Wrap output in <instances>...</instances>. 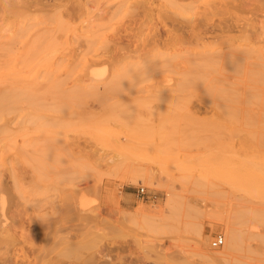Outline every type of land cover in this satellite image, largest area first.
<instances>
[{
  "label": "rangeland",
  "instance_id": "1",
  "mask_svg": "<svg viewBox=\"0 0 264 264\" xmlns=\"http://www.w3.org/2000/svg\"><path fill=\"white\" fill-rule=\"evenodd\" d=\"M2 206L17 261L77 228L264 264V0H0Z\"/></svg>",
  "mask_w": 264,
  "mask_h": 264
},
{
  "label": "bare ground",
  "instance_id": "2",
  "mask_svg": "<svg viewBox=\"0 0 264 264\" xmlns=\"http://www.w3.org/2000/svg\"><path fill=\"white\" fill-rule=\"evenodd\" d=\"M90 69L92 73L95 72L94 67L91 66ZM96 76L98 75H95L94 78H96ZM91 77L93 78V76ZM100 131L97 130V132L101 133ZM97 140H98V136H97ZM75 198H77V196ZM75 203L71 204V206L68 205L69 208L73 210L74 212H78L79 214H80V211L84 212V206L86 205L85 202L81 200L80 202L78 201L77 203V200H76ZM138 214L141 216L142 220L145 223H154L153 217L145 213L143 210L139 209ZM9 219L10 218L8 217L6 213L5 207L2 206L0 210V240L3 241V243L8 242V241H14L13 238L15 235V229L9 222ZM106 227L108 228L107 230H109L108 233H110L115 228V224L108 223ZM73 230H75L74 233L61 237L56 242V244L59 246V250H58L57 255L54 258L55 260L53 259V257L47 258V254L44 253L42 256H39L41 257V259L36 260V261H32L31 259L17 261L14 259L11 253L9 254L3 253V254H0V264H48V263L51 264V262H55V261L58 264H177L176 259L178 258L176 255L178 253L174 252L175 250L170 251L169 253H162L161 250L158 248L157 243H151V242L144 243V241L142 240H135V239L134 240H135L136 245L135 247H132L131 245H128L126 242L113 239L112 237L114 236V234H112L113 236L111 237L108 236L109 238L102 245L100 246L98 245L99 248H97L96 251L90 252L89 251L90 249L85 251L86 244H84V242L80 239V234H79L80 229L74 228ZM94 234H98V233L95 232L92 234V236H89V237L94 238L96 236L97 238V236H99V235H94ZM104 235L106 234L104 233ZM99 237H103V236H99ZM228 240L232 241L235 239L230 238ZM230 241H229L230 243L229 245L233 244L234 247L235 245H238L236 241H233L232 243ZM73 253H75V255H73ZM178 260H181V258ZM202 262L204 261L202 260Z\"/></svg>",
  "mask_w": 264,
  "mask_h": 264
},
{
  "label": "built area",
  "instance_id": "3",
  "mask_svg": "<svg viewBox=\"0 0 264 264\" xmlns=\"http://www.w3.org/2000/svg\"><path fill=\"white\" fill-rule=\"evenodd\" d=\"M138 190H139V193L146 194L145 187L140 186ZM224 243H225V236L222 233H219L213 238V240L211 242V246L213 248H219V247L223 246Z\"/></svg>",
  "mask_w": 264,
  "mask_h": 264
}]
</instances>
